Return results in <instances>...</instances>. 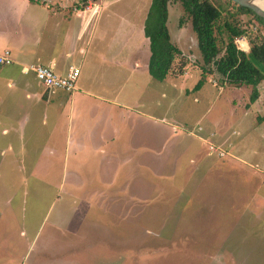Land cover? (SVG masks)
Listing matches in <instances>:
<instances>
[{"label":"rangeland","instance_id":"374dc122","mask_svg":"<svg viewBox=\"0 0 264 264\" xmlns=\"http://www.w3.org/2000/svg\"><path fill=\"white\" fill-rule=\"evenodd\" d=\"M102 1L80 9H94L93 31H143L151 0ZM167 26L183 74L159 82L123 66L110 88L89 85L131 105L95 101L109 108L105 141L101 116L78 104L53 146L8 148L0 137V264H264V81L254 102L249 86L217 73L193 91L202 59L178 2ZM235 43L248 51L244 36ZM105 64L89 52L76 86L106 79Z\"/></svg>","mask_w":264,"mask_h":264},{"label":"crops","instance_id":"0c3cea01","mask_svg":"<svg viewBox=\"0 0 264 264\" xmlns=\"http://www.w3.org/2000/svg\"><path fill=\"white\" fill-rule=\"evenodd\" d=\"M75 1L0 0V53L8 49L14 59L13 63L0 65V137L4 138L5 147L53 146L49 142L55 139L57 129L63 127L61 118L67 112L69 127L77 104L86 114L96 110L95 116H101L98 120L96 117L94 127L103 130L99 137L105 141L107 115L102 117V113L109 108L99 103L125 108L131 105H118L109 94L92 92L89 85L100 83L110 88L123 74V66L134 72H148L150 49L144 31H93L92 17L87 13L90 11L76 8ZM33 7H40L41 12H34ZM71 17L72 22L77 18L76 27L71 25ZM92 51L99 63H107L106 79L103 76L100 82L92 75L85 82L79 81L71 93L48 91L32 73L24 74L20 70L21 65L37 63L53 67L59 75H64L70 67H78L79 73H83ZM43 126H48L50 132L43 133ZM130 156L125 159L132 162Z\"/></svg>","mask_w":264,"mask_h":264},{"label":"trees","instance_id":"16d2710c","mask_svg":"<svg viewBox=\"0 0 264 264\" xmlns=\"http://www.w3.org/2000/svg\"><path fill=\"white\" fill-rule=\"evenodd\" d=\"M80 1L79 9H83L88 2L96 0ZM170 1L178 2L189 17L202 59L200 77L192 90L202 87L207 74L217 73L221 84L249 86V100L254 102L259 97L258 86L264 81V20L231 0L222 5L211 0H151L143 23L144 34L149 40V75L162 81L174 70L178 75L184 72V62L174 69L175 56L183 53L171 40L168 30ZM242 15L251 16L248 22L255 24H252L255 30L247 28L252 26L250 24L245 27L241 24ZM241 36L247 40L248 51L238 48L235 43V39ZM257 118L264 121V114Z\"/></svg>","mask_w":264,"mask_h":264},{"label":"built area","instance_id":"2783aa9c","mask_svg":"<svg viewBox=\"0 0 264 264\" xmlns=\"http://www.w3.org/2000/svg\"><path fill=\"white\" fill-rule=\"evenodd\" d=\"M86 9L89 11L93 8L91 4H88ZM13 62L14 59L8 49L0 53V65H7ZM20 70L24 74L32 73L36 77V80L48 91L58 89L71 93L75 90L76 81L80 76L78 67H70L64 75L57 74L51 66L37 63L21 65Z\"/></svg>","mask_w":264,"mask_h":264},{"label":"water","instance_id":"95a60500","mask_svg":"<svg viewBox=\"0 0 264 264\" xmlns=\"http://www.w3.org/2000/svg\"><path fill=\"white\" fill-rule=\"evenodd\" d=\"M237 5L247 7L248 9L252 10L256 15L261 17L264 20V8L258 5V1L264 3V0H231Z\"/></svg>","mask_w":264,"mask_h":264},{"label":"bare ground","instance_id":"6f19581e","mask_svg":"<svg viewBox=\"0 0 264 264\" xmlns=\"http://www.w3.org/2000/svg\"><path fill=\"white\" fill-rule=\"evenodd\" d=\"M257 3H258V5H260L262 8H264V3H262L261 1H258Z\"/></svg>","mask_w":264,"mask_h":264}]
</instances>
